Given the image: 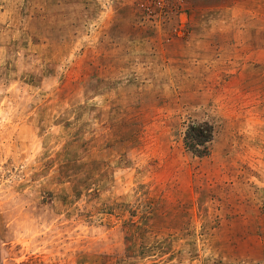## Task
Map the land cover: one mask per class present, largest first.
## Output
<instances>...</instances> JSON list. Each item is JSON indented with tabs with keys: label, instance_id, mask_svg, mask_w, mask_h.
<instances>
[{
	"label": "rangeland",
	"instance_id": "obj_1",
	"mask_svg": "<svg viewBox=\"0 0 264 264\" xmlns=\"http://www.w3.org/2000/svg\"><path fill=\"white\" fill-rule=\"evenodd\" d=\"M0 264H264V0H0Z\"/></svg>",
	"mask_w": 264,
	"mask_h": 264
},
{
	"label": "trees",
	"instance_id": "obj_2",
	"mask_svg": "<svg viewBox=\"0 0 264 264\" xmlns=\"http://www.w3.org/2000/svg\"><path fill=\"white\" fill-rule=\"evenodd\" d=\"M212 132L209 122L190 123L184 134V142L191 151L199 153L198 146L205 145L212 138Z\"/></svg>",
	"mask_w": 264,
	"mask_h": 264
},
{
	"label": "built area",
	"instance_id": "obj_3",
	"mask_svg": "<svg viewBox=\"0 0 264 264\" xmlns=\"http://www.w3.org/2000/svg\"><path fill=\"white\" fill-rule=\"evenodd\" d=\"M169 1H173V0H169Z\"/></svg>",
	"mask_w": 264,
	"mask_h": 264
}]
</instances>
